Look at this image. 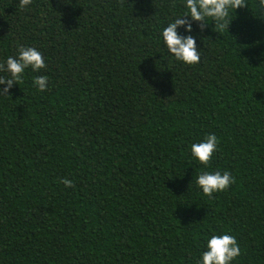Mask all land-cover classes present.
I'll list each match as a JSON object with an SVG mask.
<instances>
[{
  "label": "trees",
  "instance_id": "trees-1",
  "mask_svg": "<svg viewBox=\"0 0 264 264\" xmlns=\"http://www.w3.org/2000/svg\"><path fill=\"white\" fill-rule=\"evenodd\" d=\"M247 3L223 29L178 26L187 65L162 37L186 0H0V63L23 45L46 64L0 95V264H199L225 233L231 264H264V12ZM209 134L205 167L191 145ZM204 171L235 183L209 198Z\"/></svg>",
  "mask_w": 264,
  "mask_h": 264
},
{
  "label": "clouds",
  "instance_id": "clouds-1",
  "mask_svg": "<svg viewBox=\"0 0 264 264\" xmlns=\"http://www.w3.org/2000/svg\"><path fill=\"white\" fill-rule=\"evenodd\" d=\"M32 0H19V7L26 8ZM248 7L247 0H186L187 12L177 16L162 31L164 44L176 60L187 65L200 62V51L197 49L193 35H180L178 26H183L188 33L192 32V22H198V27L203 31L207 26V18L214 21L216 29H223L230 23L229 12L238 8ZM257 7L264 12V0H257ZM190 18V19H189ZM219 32V31H218ZM31 67L33 71H39L46 67L42 54L34 47L21 45L17 56H9L6 63H0V72L9 73L8 77L0 75V84L5 85L0 89V95H9V90L14 83H19L25 69ZM34 84L40 91H45L48 85V77L37 76ZM218 137L215 134L207 135L203 142L191 145V154L202 165L208 167L212 156L217 150ZM66 187H73V182L67 178L61 181ZM235 183V178L228 171L209 172L204 171L198 175L196 184L202 189L203 194L214 199L213 193L226 191ZM207 250L202 254L199 264H231L241 255L240 247L235 236L230 234L212 235L207 240Z\"/></svg>",
  "mask_w": 264,
  "mask_h": 264
}]
</instances>
